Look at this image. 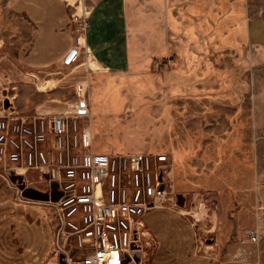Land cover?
<instances>
[{
    "label": "crops",
    "instance_id": "crops-1",
    "mask_svg": "<svg viewBox=\"0 0 264 264\" xmlns=\"http://www.w3.org/2000/svg\"><path fill=\"white\" fill-rule=\"evenodd\" d=\"M175 1L176 8H264V0L262 4H255L256 0H237L236 2L231 0L230 4H223L221 0H173L172 4ZM8 7L13 16L24 18L19 21L23 25V32L15 33L14 40L16 41L13 42L12 49L8 48L7 55L3 57L2 61H5L4 58H6L15 66H21L18 67L21 74L31 75L36 79L37 85L44 87L41 91L44 94L42 97L44 99H41L42 101L37 106L52 110L56 108L53 103L57 102L58 111L61 112L68 108L62 107V104L71 106L76 100L63 96L61 80L68 75L71 76V73L58 79V76L62 74L59 70L60 67L72 68V64H77L78 70H76L86 72V76L83 80L71 82L67 91L73 89L75 96L77 84H86L91 111L90 123L96 142L97 127L102 129L105 124L112 123L109 120L110 117L117 120L125 110L126 91L124 89L128 83V76L135 78L151 75L148 70L142 68L144 65L133 67L135 64L130 53L131 42L129 35L126 36L127 29L129 34L127 8H166L165 2L162 0H151L145 3L132 2L131 0H98L90 11V27L86 32V48L84 49L86 56L80 58L77 61L79 63L72 62L70 65L65 64V59L75 47L74 24L64 0H10ZM10 27L15 28L12 25ZM19 38H21V42L17 43ZM249 39L250 45L257 49L258 55H255L256 53L252 50L251 54L246 57L245 64H242L243 67L244 65L247 67L248 73L250 72L249 63L253 68L250 73L252 83L250 95H247L246 101L243 97L244 85L235 88L233 85L215 86V88L201 84L192 85L190 82L198 74L192 69L188 71L186 67H182V70L187 73L186 75L181 70L183 77L187 76L190 79L188 85H185L186 81L184 80L182 86L184 114L189 115L190 121L191 116L197 115L201 120L210 118L209 123L212 125L209 135L200 137L204 142L200 145L201 154L199 156H238L240 151L239 123H244L245 109L252 110L258 106L255 81L257 76L261 78L259 108L262 112L261 116L254 120V123L256 130L258 126L262 125V148H259L260 143L255 142L256 138L257 141L260 140L258 139L260 136L252 132L254 123L249 117L252 112L246 116L252 133L250 151L251 154L253 153V160L258 162L252 171L237 172L233 177L230 175L232 178L228 176L231 168L225 175L214 172L208 176L206 172H200V167L195 168L191 161L187 160L188 157L198 156L194 150L191 151L192 143L195 140L191 136L187 138V134L176 138L177 141L166 147V152L172 159L171 180L174 191L186 195L189 204L194 201L206 202L209 197L221 200L224 196L216 194H220L223 187L230 193L231 203L235 206L240 204L239 200H248L251 196L252 204L255 199L260 206L264 207V21L260 26L254 24L250 27ZM146 62L145 64H148ZM256 64H261V70H255ZM6 65L8 68V64ZM1 71H4L3 66ZM7 73L8 76H17L16 71L12 69ZM227 73L228 71L225 74ZM256 73L259 74L256 75ZM7 86L10 85L7 84ZM171 86L173 89L180 87L174 83ZM27 87L32 86L31 84L23 85L21 90L27 93ZM193 87L197 88V91L193 90ZM188 95L192 98H188ZM24 96H21L20 101L25 104ZM172 101L174 100L172 99ZM195 105L199 106L198 112H196ZM223 126H226L225 129ZM234 128L236 129L235 135H232ZM223 130L229 135L223 133ZM220 132L221 134H219ZM181 141L186 145L184 148L187 152L183 156L187 160V165L181 171V179H177L175 158L178 154L177 149L182 146V144H178ZM242 148H244L243 144ZM115 152L126 153L119 150H115ZM226 178L228 179L226 180ZM211 180H217L219 184L212 185ZM225 183L227 184L224 185ZM217 184L220 187H216ZM9 187L10 191L6 196H0V264H64L61 261V255L56 252L58 223L51 203L47 198L40 196L26 197L22 192L17 191L16 187L12 188L10 185ZM211 191L216 196H211ZM244 204L247 203H242V205ZM196 215L193 211L183 213L168 206H159L147 211L144 215L147 237L144 242L142 241L144 255L141 254V258L144 260L143 263L264 264V234L259 242L245 241L241 246H238L237 243L228 244V237L221 234V239L216 237L215 243L208 247L206 245V242L210 241L206 237L208 224L201 225L204 227L203 229L200 228L201 226L197 227L194 220ZM239 218V215L236 214V217L231 219V221H239L238 225H236L237 222L233 223L231 236L241 227L242 219ZM246 221L249 223L243 224L242 227L245 229L243 228L242 233L253 225V211L248 218L246 217ZM221 223L222 221L218 219L216 226ZM252 245L253 248H251ZM239 248L242 252H239ZM143 263L141 261L140 264Z\"/></svg>",
    "mask_w": 264,
    "mask_h": 264
},
{
    "label": "rangeland",
    "instance_id": "rangeland-1",
    "mask_svg": "<svg viewBox=\"0 0 264 264\" xmlns=\"http://www.w3.org/2000/svg\"><path fill=\"white\" fill-rule=\"evenodd\" d=\"M97 1L98 0H64L72 15L71 21L73 24H75L73 19L74 16L77 14L80 15L86 10L90 17V11ZM131 1L145 3L151 0ZM162 1L165 2L166 8H127L129 34L127 29L126 36L129 35L131 42L130 53L133 58V63L135 64L133 67L136 68V65H144L142 68L144 67L148 70L151 75L148 77L141 76L135 78L128 76V83H126V88L124 89L126 91L125 110L123 109L124 111L117 120L110 117L109 120H111L112 123L105 124L102 129L101 127H97L98 131H95L96 151L99 153L115 152V150L126 153H166V147L170 145V143L177 141L176 138L183 137V135L187 134V138L191 136V138L195 140L194 143H192L193 146L191 151L194 150L198 155L188 157L187 160H190L195 168L200 167V172H206L208 176L214 174V172L225 175L227 172L229 173L228 170L231 168V172L228 176L232 178L237 172L252 171L258 162L253 160V153L251 154L250 151L252 133L250 129L251 126L247 123L246 116H249L252 112L249 117L253 123L257 117L261 116L262 110L259 108L261 100L259 94V90L261 89V78L257 76L255 81L258 106H255L252 110H246L244 108V123H239L240 151L238 156H199L201 154L200 145L204 142L200 137H207L211 132L212 125L209 123L210 118L201 120L197 115L191 116L192 118L190 121L189 115L186 116V114H184V110H182V86L184 85V80L186 81L185 85H188L190 79H188L187 76L183 77L182 71L184 72V70H182V67H186L188 71L192 69L196 74H200V76L196 75V78H193L190 82L192 85L201 84L214 88L215 86L225 87L228 85H233L235 88L244 85L243 97L246 101L247 95H250V86L252 84L250 73L253 68L249 63L250 72L248 73L246 71L247 67H245V65L243 67L242 64H245V59L251 54L252 50L256 53L255 55H258L257 49L249 43V29L251 26H254V24L255 26H260L261 23H263L264 8H176V1L173 4V0ZM236 1L237 0H232V2ZM9 2L10 0H0V109H9L10 111L16 110L23 115L38 113L62 114L61 111H58L57 102L53 103L56 105V108L52 110H46V107L40 108L37 106L38 103L42 101L41 99H44L42 98L44 94L41 92L44 87L37 85L36 79L31 75L21 74L18 68L21 66H15L6 58H4L5 61H2L3 57L7 55L8 48L12 49L13 42L16 41L14 40L15 33L21 34L23 32V25L19 21L24 18L21 16H13L9 12ZM221 2L223 4H230L231 0H221ZM262 3L263 0H256L255 4ZM10 25L15 26V28H11ZM73 35L75 38L74 48L79 49L80 52L75 62L79 63L77 61L86 56V51L77 45L78 33H74L73 30ZM20 42L21 38L17 39V43ZM147 60L148 62H146ZM145 62L148 64H145ZM5 63L8 64V68ZM76 65L74 63L72 64V68L68 67L66 69L65 67H60L59 71L62 74L58 76V79L61 77L64 78L67 73H71V76L68 75V77L61 80V85H63V96H67L69 99L71 97L73 100H76L73 89L67 91V87L73 82L83 80L84 76H86V72L77 71ZM2 66L4 67V71H1ZM261 67V64H256L254 68L255 70H261ZM10 69L16 71L17 76H8L7 72H9ZM226 71H228L227 74H225ZM177 73H179V75H176ZM184 74L187 75L186 72H184ZM257 74L259 73H256V75ZM173 83L180 87L173 89L171 86ZM7 84L10 86L8 87ZM29 84H31L32 87H27V93L23 92V90H21L22 86ZM192 89L197 91L195 87ZM223 91H225V89H223ZM23 95L26 96H24L26 100L25 104L20 101ZM187 97L192 98L189 95ZM172 99L174 101H172ZM74 104L75 103L72 105ZM72 105L66 106V104H62L61 106L64 108L68 107L66 110H73L74 106ZM195 109L196 112H198L199 106L195 105ZM223 109H225V107H223ZM114 121L115 123H113ZM83 125H87V122H83L82 126ZM88 125L91 126V124ZM253 125L254 130L252 129V132L260 136L258 137L260 140L257 141L256 138L255 142L258 144L260 143L261 145H259V148H262V125L258 126L257 130L255 123ZM224 127L226 126H223V128ZM235 130L234 128L232 135H235ZM222 132L229 135V133L224 130ZM219 134H221V132ZM178 144H182V146L176 151L178 153L175 158V165L177 166L176 177L177 179H181V171L187 165V160L183 154H185L187 150H185L186 145H184L182 141ZM242 144L244 148H242ZM230 175H232V177H230ZM10 176L11 173L5 176V173L0 171V196H6L7 192L10 191L9 185L12 188L16 187L10 179ZM227 179L228 178H226V180ZM211 181L212 185L218 183L217 180ZM23 183L25 184L24 180ZM32 183L33 178L28 180V185ZM218 184L216 187H220ZM226 184L227 183L224 185ZM36 187L43 190V188L39 186ZM25 189L28 190V188ZM16 190L19 191L17 188ZM32 191L39 192L36 189ZM220 191L222 194L217 193L216 195L224 196L221 200H215V198L213 199L212 197L210 199L209 197V200H206V202L194 201L189 204L186 198L184 207L178 205L177 196L181 193L175 191L176 199H174V202H169L171 204L165 203L162 207H172L183 213L188 211L196 213L197 215L194 220L197 227L208 224L206 227L208 232L206 233V237L210 240L206 242L208 247H211L209 245L215 243L216 237L221 239V234L222 236L228 237V244L237 243L238 246H241L243 242L248 241L247 232L257 224L259 217L257 212L260 205L255 199L252 204V197L249 196L248 200H239L240 204L235 206L231 203L228 190L222 187ZM19 192L21 193L22 191ZM210 195L216 196L212 191ZM39 196L48 199V196H44L43 194ZM241 202L247 203L248 205H242ZM252 211L254 213V223L242 233L241 231H243L244 228L242 227L243 224L249 223H247L246 217L248 218V216L252 214ZM236 214L239 215L240 220L242 219L240 221L241 227L231 236L230 233L233 228V223L237 222L236 225H238L239 222L231 221L233 217H236ZM218 219L222 221V223L216 226L218 224ZM200 228L203 229L204 227L201 226ZM146 237L142 239L143 242L146 240ZM251 248H253V245ZM238 250L242 252L240 248ZM141 254L144 255V250ZM141 254H138L140 259Z\"/></svg>",
    "mask_w": 264,
    "mask_h": 264
},
{
    "label": "built area",
    "instance_id": "built-area-1",
    "mask_svg": "<svg viewBox=\"0 0 264 264\" xmlns=\"http://www.w3.org/2000/svg\"><path fill=\"white\" fill-rule=\"evenodd\" d=\"M88 15L86 10L73 18L83 49ZM79 55L74 48L65 64ZM75 96L74 109L62 114L1 108L0 171L22 177L25 188L48 196L58 223L56 252L66 254L69 264H140L135 258L147 236L144 215L176 199L171 156L96 152L86 84L77 85ZM257 213L256 226L247 232L252 243L264 234V207Z\"/></svg>",
    "mask_w": 264,
    "mask_h": 264
},
{
    "label": "water",
    "instance_id": "water-1",
    "mask_svg": "<svg viewBox=\"0 0 264 264\" xmlns=\"http://www.w3.org/2000/svg\"><path fill=\"white\" fill-rule=\"evenodd\" d=\"M10 179L12 180V182L16 185V188L19 190V191H22V194L24 195V196H32V197H34V196H39L40 195V193L39 192H35V191H32V189L30 190V189H25V184L23 183V178L22 177H17V176H15V175H13V174H11V176H10ZM18 180H19V182H18ZM54 189H56V186L54 185ZM52 200H55V198H52ZM185 201H186V197L183 195V194H178V196H177V203H178V205L179 206H182V207H184L185 206ZM60 258H61V261H62V263H66V256L64 255V254H61V256H60ZM135 261H136V263H139L140 262V257L139 256H137L136 258H135Z\"/></svg>",
    "mask_w": 264,
    "mask_h": 264
},
{
    "label": "bare ground",
    "instance_id": "bare-ground-1",
    "mask_svg": "<svg viewBox=\"0 0 264 264\" xmlns=\"http://www.w3.org/2000/svg\"><path fill=\"white\" fill-rule=\"evenodd\" d=\"M7 110H9V109H7ZM64 112V111H63ZM147 234V233H146ZM62 254H64V253H62ZM65 256H66V254H64ZM142 256V255H141ZM66 259H67V256H66ZM141 261H142V263L144 262V260L141 258ZM65 264H69L68 263V260H66V263ZM144 264V263H143Z\"/></svg>",
    "mask_w": 264,
    "mask_h": 264
}]
</instances>
